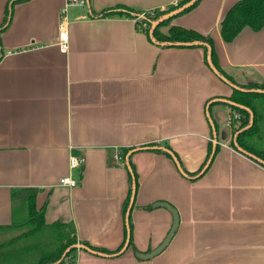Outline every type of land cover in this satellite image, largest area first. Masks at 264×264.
I'll use <instances>...</instances> for the list:
<instances>
[{
    "label": "crops",
    "instance_id": "1",
    "mask_svg": "<svg viewBox=\"0 0 264 264\" xmlns=\"http://www.w3.org/2000/svg\"><path fill=\"white\" fill-rule=\"evenodd\" d=\"M13 1L0 0V29ZM180 1L87 0L66 12L67 0L14 5L0 31V227L26 215L14 191L35 189L46 224L73 223L91 247L77 249L71 264H264V165L231 144L233 85L203 47H162L138 18L101 16L120 5L153 13ZM239 1L201 0L161 31L178 26L210 37L238 86L263 84L264 28L222 37ZM63 21L67 51L58 47ZM211 144L220 146L212 162ZM72 156L81 167L71 168ZM68 176L77 186L60 185ZM135 189L127 221L124 204ZM158 202L172 205L180 224L161 254L140 260L135 253L158 248L173 226ZM129 222L133 244L123 251Z\"/></svg>",
    "mask_w": 264,
    "mask_h": 264
},
{
    "label": "trees",
    "instance_id": "2",
    "mask_svg": "<svg viewBox=\"0 0 264 264\" xmlns=\"http://www.w3.org/2000/svg\"><path fill=\"white\" fill-rule=\"evenodd\" d=\"M21 1L26 0H14L8 7V17L5 19V25L0 29V31L7 27L14 5ZM191 1L192 0H181L175 7L153 13H140L126 6L120 5L104 11L101 16L138 18L137 25L139 30L145 32L153 41L162 47H170L174 45L184 46V44L203 47L205 49L206 56L210 57L211 65L216 72H218V74L234 86L233 94L230 97V101L233 103L230 104L232 109L230 123L233 128V132L235 133V143L232 142V146L235 149L242 150L243 152L254 156L257 162H261V164L264 165V83H253L246 86H238L235 81L221 69L214 50L213 40L210 37H204L194 30L178 26H171L167 34H164L161 31L163 27L169 26L174 18L182 16L193 10L201 0L196 1L193 5L186 8L182 12L160 21L158 25L153 28V23L159 21L163 16L183 8ZM142 14L143 17L140 18L139 16ZM247 27L254 31H260L264 28V0H241L235 4L228 11L221 23L222 37L225 42H232ZM252 114L253 123L251 124ZM219 149V145H216L215 148H213V145L211 144L207 160L212 162ZM127 152L128 150L125 151L124 155H126ZM168 155H170V153H168ZM133 172L137 189V175L135 170ZM200 172L201 170L194 174H187L191 177H195L198 176ZM136 189L134 191L135 193L137 192ZM134 192L130 191L129 193V196L124 204V214L127 213ZM20 197L24 202L26 215L23 219L15 221L9 226L0 227L8 228L4 229L2 236L6 235L8 232L12 233L16 229L28 228L29 230L27 233L21 235V238L25 237L24 239H27L29 236H40L42 238H46L49 235L51 242L48 246L34 244L33 246L34 250H36V255L34 258L29 259L30 261L26 263L27 259H25V256L27 255L28 250L25 252V248H21L19 237H16L15 241H12L15 238L13 237L10 239L12 242L9 241V244L12 243L14 246L13 250H6L5 244L0 248V264H57L67 249L70 250L67 252L63 261L59 264H66L67 262L71 264L74 262L73 254L77 251L78 245L90 247L87 243L79 242L73 223L55 222L51 225L46 224L45 206L39 210L37 209V190H15L13 198L17 199ZM129 226L128 231H126V241L128 240L129 246H131L133 244L131 222H129ZM46 230L48 233L45 234L44 231Z\"/></svg>",
    "mask_w": 264,
    "mask_h": 264
},
{
    "label": "water",
    "instance_id": "3",
    "mask_svg": "<svg viewBox=\"0 0 264 264\" xmlns=\"http://www.w3.org/2000/svg\"><path fill=\"white\" fill-rule=\"evenodd\" d=\"M196 1H198V0H192L190 3H188L187 5H185L183 8H181V9H179V10H176V11H173V12H171V13H169V14L163 16L159 21L153 23V28H155V27L158 25V23H159L160 21H163L164 19H166V18H168V17H170V16H172V15H174V14H177V13L182 12V11L185 10L186 8H188V7H190L191 5H193ZM139 17H141V15H140ZM188 45H190V44H184V46H188ZM208 58H209V60H210V57H208ZM210 63H211V61H210ZM217 73H218V72H217ZM219 75H220V74H219ZM222 78H223V77H222ZM223 79H224V78H223ZM224 80H225V79H224ZM225 81H227V80H225ZM227 82H228V81H227ZM233 87H234V86H233ZM258 92H260V91H258ZM227 102H229V101H227ZM229 103H230V104H233V103H231V102H229ZM252 123H253V114H252L251 124H252ZM240 151H242V150H240ZM242 152H243V151H242ZM244 153H245V152H244ZM245 154H247V155L250 156L251 158L255 159L254 156H252V155H250V154H248V153H245ZM260 163H261V162H260ZM204 170H205V169H204ZM134 197H135V192H134L133 195H132V200H131V203H130V207H129L128 212H127V215H126V220H127V221L129 220L130 211H131V208H132V206H133V202H134ZM154 207H165L166 209H168V210L172 213V215H173V226H172V228H171L169 234H168L167 237L165 238V240L162 242V244H161L158 248L154 249L153 251H151V252H149V253H141V252H138V251L135 253V254H136V257H137L138 259H140V260H149V259H152V258L156 257L157 255L161 254V253L167 248V246L169 245V243L171 242V240H172V238L174 237V235H175V233H176V231H177V229H178V227H179V224H180V217H179V214H178L177 210H176L172 205H170L169 203H167V202H158V203H155V204H154ZM128 242H129V241L127 240L126 245H125L123 251L126 250V248L128 247V244H129ZM77 248H78V249L88 250V248H87L86 246H84V245H78ZM69 250H70V249H67V251L64 253L63 257L61 258V260H60L57 264H59L60 262L63 261V259L65 258L66 254H67V252H68Z\"/></svg>",
    "mask_w": 264,
    "mask_h": 264
},
{
    "label": "rangeland",
    "instance_id": "4",
    "mask_svg": "<svg viewBox=\"0 0 264 264\" xmlns=\"http://www.w3.org/2000/svg\"><path fill=\"white\" fill-rule=\"evenodd\" d=\"M224 111H226V110H224ZM230 120H231V117H230ZM228 121H229L228 117H221V122H220L221 129L228 130V128H229ZM230 125H231V123H230ZM233 135H235V133ZM28 230H29L28 228L16 229L12 233L8 232L4 236L1 235L0 236V248L5 244L6 250H9V251L13 250L14 246L12 243L9 244V241H11L10 239H12L13 237H15V238L12 241H15L16 237H19L21 248H25V252H26V250H28L27 255L25 256L26 257L25 259H27L26 263L29 262L30 261L29 259L34 258V256L36 255L35 254L36 250H34L33 245L34 244H40L41 246H48V244L51 242V240H50L49 235L46 238H42L40 236H33V237L29 236V238L26 237L27 239H24L25 237L21 238V235L27 233ZM44 233L46 234V233H48V231L46 230V231H44ZM14 244H16V243H14Z\"/></svg>",
    "mask_w": 264,
    "mask_h": 264
},
{
    "label": "built area",
    "instance_id": "5",
    "mask_svg": "<svg viewBox=\"0 0 264 264\" xmlns=\"http://www.w3.org/2000/svg\"><path fill=\"white\" fill-rule=\"evenodd\" d=\"M86 5H87V0H67V4H66V7L64 9V12H66L69 7H85ZM142 17H143V14L141 15L140 18H142ZM61 30H62V32H61L60 37H59L58 47L62 51H67L69 49V41H68V36H67V31L65 29V22L64 21L61 24ZM115 159L116 160H122L123 157H122L121 153L117 152L115 154ZM82 164H83L82 158L75 157V156L71 157L70 166L72 169L81 167ZM60 185L68 186V187H75V186H77V182L68 176V177H64L61 179ZM66 264H70V263L67 262Z\"/></svg>",
    "mask_w": 264,
    "mask_h": 264
}]
</instances>
